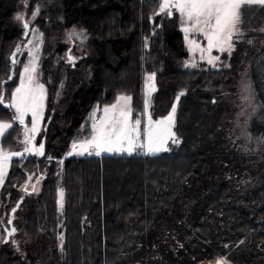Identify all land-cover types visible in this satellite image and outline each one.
<instances>
[{
	"label": "trees",
	"instance_id": "obj_1",
	"mask_svg": "<svg viewBox=\"0 0 264 264\" xmlns=\"http://www.w3.org/2000/svg\"><path fill=\"white\" fill-rule=\"evenodd\" d=\"M17 5L18 0H0L5 103L28 58L26 52L20 56L9 81L21 38L13 22ZM158 11L159 0H53L48 20L40 25L47 107L38 142L44 140L46 150L42 158L25 155L11 162L0 190V264H204L217 258L264 264V162H254L240 148L232 126L237 82L250 61L261 116L249 130L264 153V86L258 80L259 71L264 77V8L244 10L243 35L230 56L222 55L224 66L193 70L183 69L188 52L177 16ZM72 27L89 36L83 63L91 76L81 82L74 71L80 67L61 74L62 61L56 68L50 64L51 56L57 60L66 48L61 45L51 54V35ZM147 73L156 76L155 119L167 115L179 93H185L176 114L180 143L156 155L139 149L132 155L67 157L95 106L110 105L125 94L132 97L133 118L141 115ZM12 115L0 105V119ZM21 136L14 122L3 148L18 149ZM33 173L42 174L38 193L23 191ZM18 203L16 232L5 242Z\"/></svg>",
	"mask_w": 264,
	"mask_h": 264
},
{
	"label": "snow or ice",
	"instance_id": "obj_2",
	"mask_svg": "<svg viewBox=\"0 0 264 264\" xmlns=\"http://www.w3.org/2000/svg\"><path fill=\"white\" fill-rule=\"evenodd\" d=\"M253 6L264 8V0H159L157 14L172 16L173 10L179 13L190 51H199L202 60L207 53V62L216 67L215 62L219 60V56L212 55L213 49L221 54L227 52L229 56L231 55L235 42L243 35L241 28L243 12L246 8ZM35 11L38 12L39 9ZM16 19L24 21L22 15L17 16ZM23 27L27 29L28 23L23 22ZM192 33L203 36L207 41L206 48L201 47L199 41L190 38ZM16 51L20 52V49L17 48ZM29 51L31 52V49ZM11 62L13 65L18 62L15 55L11 58ZM69 62L74 63V58L70 56ZM190 66L196 67V64L192 63ZM0 83L6 84L8 81ZM155 91V73H151L146 76L145 81L144 113L147 114V126L143 132V141L141 140V120L132 118V97L120 95L114 104L103 107V116L100 119L96 118V112L101 110L97 106L89 117L92 121L91 135L84 140L74 141L72 151L68 155H84L85 153L96 156L102 153L132 155L137 149H143L144 155H156L159 152L169 151L167 147L169 141L179 144L180 141L173 131L176 106H172L171 112L166 117L155 121L148 112L151 96ZM184 94V92L179 93L176 97L177 103ZM45 99L46 89L43 84L37 82V59L33 55L29 63L23 67V72L19 76V86L10 93V100L7 103L0 89V105L13 110L10 120L0 119V140L12 129L13 123L17 122L23 126V139L19 143L24 145L22 151H6L0 146V186L4 183L8 167L14 157L23 158L25 154L44 155L43 144L37 146L34 141L43 121ZM28 115H31L30 127L25 123ZM59 163L62 164L63 161ZM31 179L32 177L29 176V182ZM23 191L27 192V186ZM33 191H36L35 185H33ZM59 195L62 209L63 190ZM15 232L16 229L12 228L8 231V236H12ZM60 240L63 241V236ZM62 247L61 244V250ZM217 264H228V262L221 259L217 261Z\"/></svg>",
	"mask_w": 264,
	"mask_h": 264
},
{
	"label": "rangeland",
	"instance_id": "obj_3",
	"mask_svg": "<svg viewBox=\"0 0 264 264\" xmlns=\"http://www.w3.org/2000/svg\"><path fill=\"white\" fill-rule=\"evenodd\" d=\"M52 5H53V0H40L39 3H33L32 0H18L17 10H16V13H15L14 18H13L14 28L20 33V36H21L20 41L16 45V49L19 48L20 52H17L15 50L16 54H18L17 60L20 59V56H22V54L24 52H26L28 54V58L26 59V62L23 65V67H24L25 65H27L29 63L32 56L35 55V57L37 59V82L40 84H43L41 81V77H40V63H41V58L43 56V47H44V40H45L44 39L45 36H44V33H43L40 25H41L42 21L48 20V15H49L48 11ZM37 8L39 9L38 12L35 11V9H37ZM173 14H175V16H177V18H178L179 27L183 33L184 44H185V47H186L187 52H188V58L185 60V62L183 64V69L184 70H193V69L200 68L203 65H207L208 67H212V68H218L219 66H224V64H223L224 60L222 59V55L224 53H227V52H224L223 54H221L218 51H216L215 49H213L212 55L213 56H219V60L215 62L216 67H213L212 65H210L207 62V53H205V58L202 60V59H200V52L199 51H195V52L190 51L188 42H187V40H185V33L182 30V24H181V20L179 17V13H176L173 10ZM20 15H22L24 17V21H18L16 19V17L20 16ZM23 22L28 23L29 27L27 29H25L23 27ZM25 34H26V37H25ZM190 38L199 41L201 44V47L206 48L207 41L204 40L203 36L192 33ZM50 41H51V51H50L51 54L56 52L57 48H59V46H61V45H64L66 47L64 52L61 54V56L56 55L57 60L55 59L54 55L51 56V62H50L51 66L56 68L58 66L59 61L60 62L62 61V63H64V71H62L61 74H64L65 71L68 72L66 70V68L68 69V68H70V66L73 70L77 67H80L78 70H74V71H76L75 79L77 80V82L78 81L81 82L82 79L88 80V78L91 76V71L83 63V60L87 54V44L89 41V36H88L87 32L85 30L79 28V27H72L70 29L63 31L61 34H59L57 32L54 33L53 35H51ZM263 45H264V43H262V46ZM68 48H72V51L70 52V56L76 60L74 63L69 62V58L67 57V49ZM29 49H31V52L29 51ZM37 49H38V51H37ZM192 63H195L196 67H191L190 65ZM225 65L226 66L228 65V61L226 62ZM23 67L21 69L20 74L23 72ZM250 68H251V64L249 61L246 63V65L242 69L241 75H240L239 80L237 82L238 91H237V94H236L237 96H236L235 101H234L235 106H236V110H235L236 112L234 114L233 123H232L233 134H234L233 140L239 141L240 148L244 152L251 154L254 162L257 163L258 160H262L264 162V153H262L263 151H262L261 146L258 142V138H256L250 132L249 129H250V124L253 121V119L258 115L261 116L260 115L261 107H260L259 102H258L256 95H255L253 82H252V79L250 77L251 76V73H250L251 69ZM148 74H151V73L145 74L144 83H143V87H142L143 110H142L141 115H139V117H138L141 120V133H142L141 140L142 141L144 140L143 132L147 126V114L144 113V101L146 99L145 81H146V76ZM262 74H263V72L259 71L258 80L262 83V87H263L264 86V77L262 76ZM63 77H64V75L62 76V78ZM18 86H19V83H18ZM77 87H78V84L75 85L74 88L76 89ZM155 88L157 89L156 76H155ZM45 89H46V87H45ZM262 89L264 90V88H262ZM153 94H154V92L152 93V96H153ZM122 95H125V94H122ZM119 96L120 95H118L117 97H119ZM127 96H130V95H127ZM152 96H151L150 105L148 107V112L151 114L153 121L166 117L171 112V109L168 112V114L163 116V117L155 119L152 116V109H151V107H152ZM115 102H116V100H115ZM114 103H112V104H114ZM44 105L45 106H44V112H43V121L40 125V131L36 135L34 142L37 146L43 144L44 154H45V150H46L45 149L46 148L45 147V141L42 140L41 143H39L38 137H39V135L43 129V123H44L46 107H47V89H46V99H45ZM173 105L176 106V114H177L178 103L175 101ZM97 106H99V105H97ZM97 106H95L91 110L90 114L88 115V117L85 121V124L82 126V128L80 130L79 135L71 141L70 148L66 154L67 157L96 156V155H87L86 153L84 155H68V153L70 151H72V144L74 141L84 140L91 135V123H92V121L89 119V117L93 113V111L97 108ZM105 106H108V105H104L102 107L99 106L101 110L96 112V118L97 119H100L103 116L102 109ZM131 107H132V118H133L132 101H131ZM176 114H175V125H176ZM133 120H135V119L133 118ZM30 121H31V115H28L25 118V123L28 124L29 127L31 126ZM19 126L21 127V130H22V136L20 139V140H22L23 139V126L22 125H19ZM173 131L175 132V127H174ZM1 141L2 140H0V146H2ZM172 145H173L172 142L169 141L167 144L169 151L172 150ZM23 148H24V145L21 144V147H19L18 149L6 150V151H22ZM137 150H139V149H137ZM140 150L144 151L143 149H140ZM169 151H167V152H169ZM161 153H165V152H159L157 154H161ZM257 154L260 157H258ZM25 155L30 156L29 154H25ZM101 155H121V154L102 153ZM31 156H35L37 158H42L44 155L43 156L31 155ZM15 158H20V157H14L13 159H15ZM10 169H11V163L8 167L7 175L4 179V182L8 176ZM29 176H31L32 179L30 182L28 180V182L25 186H27V188L29 190H33V185H35L36 191H34V192L38 193L40 190V187H41L42 174L33 173V174H30ZM37 180H39V183H37ZM2 186H0V190H1ZM61 190H63V189L61 187H59V189H58V204H59V206H60V195L59 194H60ZM13 241L17 242L18 240L14 239ZM218 260H221V259L217 258L212 262L204 263V264H217ZM228 264H230V263L228 262Z\"/></svg>",
	"mask_w": 264,
	"mask_h": 264
},
{
	"label": "water",
	"instance_id": "obj_4",
	"mask_svg": "<svg viewBox=\"0 0 264 264\" xmlns=\"http://www.w3.org/2000/svg\"><path fill=\"white\" fill-rule=\"evenodd\" d=\"M25 37H26V34H25ZM76 60L74 59V62H75ZM10 77H11V79H9V81L10 80H13L14 79V77H15V65H13L12 66V68H11V72H10ZM19 204L20 203H18L12 210H11V213H10V218H9V221H10V223H9V221H8V227L7 228H5V235H6V238H5V241H9L10 240V238H11V236H8V231H10L12 228H14V226H13V221H14V218H15V212H16V210L18 209V207H19Z\"/></svg>",
	"mask_w": 264,
	"mask_h": 264
},
{
	"label": "flooded vegetation",
	"instance_id": "obj_5",
	"mask_svg": "<svg viewBox=\"0 0 264 264\" xmlns=\"http://www.w3.org/2000/svg\"><path fill=\"white\" fill-rule=\"evenodd\" d=\"M72 51V48H68L67 49V57L69 58L70 57V52ZM73 58V57H72Z\"/></svg>",
	"mask_w": 264,
	"mask_h": 264
}]
</instances>
